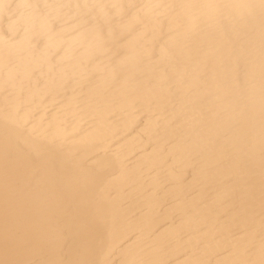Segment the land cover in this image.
Returning <instances> with one entry per match:
<instances>
[{
  "label": "bare ground",
  "instance_id": "6f19581e",
  "mask_svg": "<svg viewBox=\"0 0 264 264\" xmlns=\"http://www.w3.org/2000/svg\"><path fill=\"white\" fill-rule=\"evenodd\" d=\"M0 264H264V0H0Z\"/></svg>",
  "mask_w": 264,
  "mask_h": 264
}]
</instances>
